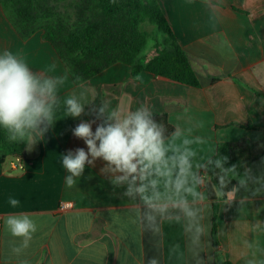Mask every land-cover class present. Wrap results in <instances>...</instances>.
Listing matches in <instances>:
<instances>
[{"label":"crops","instance_id":"obj_1","mask_svg":"<svg viewBox=\"0 0 264 264\" xmlns=\"http://www.w3.org/2000/svg\"><path fill=\"white\" fill-rule=\"evenodd\" d=\"M178 43L187 52L199 76L201 87H190L151 73L140 80L131 77L129 66L117 63L83 85L76 86L63 61L41 33L20 39L0 5V51L21 54L35 72L67 76L63 96L84 93L85 100L97 105L108 100L113 106L135 109L141 104L156 114H167L170 123L192 128L205 138L203 152H211L221 142L249 141L257 154L249 162L238 163L254 176L264 175V0H158ZM154 50L145 54L151 57ZM54 69L53 72H48ZM213 79H218L213 82ZM90 106H86V113ZM50 130L31 151L9 158L0 165V264H147L158 255L151 233H141L128 220V202L122 189H113L101 173L102 160L86 167L74 187H67V175L60 155L87 146L72 130L81 120L95 116L63 117L60 113ZM100 121L93 123V131ZM24 169H13L12 163ZM238 186V182L237 185ZM258 185L250 184L237 193L231 205H220L216 246L211 229L212 250L201 253L208 264L219 261L244 264L243 242L251 238L249 225L264 219V191L253 196ZM251 203L240 213V200ZM9 198L20 200L12 208ZM73 208L60 211V205ZM25 213L36 222L38 231L30 247L20 256L11 253L13 238L4 227L9 214ZM213 216L210 217L213 225ZM117 217L119 218L117 220ZM162 264H183L170 259L168 245L183 243L176 226L163 228ZM189 264L194 261L189 258Z\"/></svg>","mask_w":264,"mask_h":264},{"label":"clouds","instance_id":"obj_2","mask_svg":"<svg viewBox=\"0 0 264 264\" xmlns=\"http://www.w3.org/2000/svg\"><path fill=\"white\" fill-rule=\"evenodd\" d=\"M48 72L54 73V69ZM67 79L65 75L33 71L18 52L0 51V129L8 141L26 143L31 151L54 126L58 114L74 119L94 115V120H81L72 130L76 138L84 141L87 151L77 148L60 155V164L67 172L66 186L74 187L86 167L102 160L101 173L114 190L122 189L121 196L130 205L128 222L142 234L151 233L156 240L158 255L147 264H162L165 225L180 228L183 237L182 244L168 245L170 259L189 264L191 258L194 264H208L213 258L209 256L205 261L201 253L212 250L213 205H231L240 189L248 190L250 184L258 185L252 195L260 194L264 191V175L254 176L248 168L241 174L236 165L226 167L228 157L220 155L217 148L201 151L199 146L206 140L192 128L177 124L168 134L146 105L134 110L113 106L108 100L97 105L85 100L84 93L61 98ZM86 106H90L87 113ZM97 120L100 123L93 131ZM232 180H237L238 186L229 188ZM249 203L247 197L240 200V213ZM8 204L15 209L20 200L9 198ZM4 227L19 240L11 244L15 256L30 247L38 231L36 222L25 213L7 215ZM249 233L251 238L243 242L244 264H264V219H254ZM20 264L29 261L22 260Z\"/></svg>","mask_w":264,"mask_h":264},{"label":"trees","instance_id":"obj_3","mask_svg":"<svg viewBox=\"0 0 264 264\" xmlns=\"http://www.w3.org/2000/svg\"><path fill=\"white\" fill-rule=\"evenodd\" d=\"M0 5L20 39L26 41L41 33L67 67L76 86L123 63L129 66L134 79L151 73L190 87H201L199 76L158 0H0ZM157 30L163 33V38L156 40L153 55L145 56L149 37ZM154 114L168 134L174 131L167 114ZM26 146L23 142H9L0 129V165L9 158L22 156ZM217 151L228 157L226 167L249 162L259 154L257 146L249 141L221 142ZM237 182L232 180L229 188ZM219 208L220 205H213L216 246H219ZM218 264L231 263L219 261Z\"/></svg>","mask_w":264,"mask_h":264},{"label":"rangeland","instance_id":"obj_4","mask_svg":"<svg viewBox=\"0 0 264 264\" xmlns=\"http://www.w3.org/2000/svg\"><path fill=\"white\" fill-rule=\"evenodd\" d=\"M162 38H163V33L161 31L157 30L154 36L149 37L148 45L145 48L144 53L149 54V52L153 51L155 48L156 40L162 39Z\"/></svg>","mask_w":264,"mask_h":264},{"label":"built area","instance_id":"obj_5","mask_svg":"<svg viewBox=\"0 0 264 264\" xmlns=\"http://www.w3.org/2000/svg\"><path fill=\"white\" fill-rule=\"evenodd\" d=\"M12 168H13V169H21V170H23L25 167H24V165L21 164V163L13 162V163H12ZM72 208H73V203L65 202V203H62V204L60 205L59 210L63 212V211H66V210H69V209H72ZM1 226H2V221H1V219H0V227H1Z\"/></svg>","mask_w":264,"mask_h":264}]
</instances>
